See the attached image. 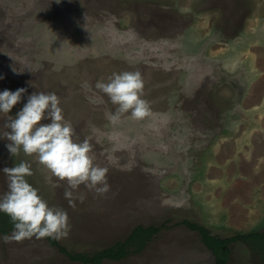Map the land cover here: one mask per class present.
<instances>
[{"label":"rangeland","instance_id":"obj_1","mask_svg":"<svg viewBox=\"0 0 264 264\" xmlns=\"http://www.w3.org/2000/svg\"><path fill=\"white\" fill-rule=\"evenodd\" d=\"M261 49L264 0H0V92L26 89L8 115L0 113V136L29 95L55 92L76 135L92 144L95 163L109 169L110 185L103 196L80 185L74 195L86 198L72 207L66 180L53 177L60 186L52 189L35 155L21 149L14 157L0 138V198L8 191L3 168L28 161L26 179L67 212L70 226L58 245L35 236L5 242L14 228L0 230V264H217L184 220L221 237L263 228L264 181L240 179L235 187L241 166L228 171L223 160L231 155L227 138L247 139L251 150L264 132ZM123 71L141 73L151 111L143 120L125 113L113 125L105 113L118 106L95 84ZM93 96L104 103H91ZM237 190L253 199L247 218L231 206ZM148 226L158 233L121 259L85 263L61 251L94 256ZM230 247L228 264H264L241 240Z\"/></svg>","mask_w":264,"mask_h":264},{"label":"clouds","instance_id":"obj_2","mask_svg":"<svg viewBox=\"0 0 264 264\" xmlns=\"http://www.w3.org/2000/svg\"><path fill=\"white\" fill-rule=\"evenodd\" d=\"M83 86L90 88L87 83ZM95 88L118 106L114 113H105L106 119L113 125L125 113L130 112L135 120H143L150 115L149 102L142 98L144 82L139 71L113 73L107 82L97 81ZM25 92V88L0 92V113L8 115ZM89 100L94 104L104 103L102 96L89 97ZM59 105L60 98L55 92L32 93L15 118L9 116L4 127L11 131H6L0 138L6 137L11 142L7 148L14 157L20 154L21 149L26 156L35 155L38 163L51 173L45 181L52 189L60 186L53 181V177L59 181L66 180L64 196L70 206L75 207L74 200L83 202L86 198L84 194L74 195L82 184L99 196L110 191L107 181L109 169L95 163L89 139H79ZM43 120L50 122L42 123ZM2 172L8 178V191L0 198V212L6 213L14 225L12 234L2 237L5 242H19L33 236L38 239H61L68 235L67 212L63 208L49 206L39 195V190L26 179L33 175L30 162L21 160L13 167L3 168Z\"/></svg>","mask_w":264,"mask_h":264},{"label":"trees","instance_id":"obj_3","mask_svg":"<svg viewBox=\"0 0 264 264\" xmlns=\"http://www.w3.org/2000/svg\"><path fill=\"white\" fill-rule=\"evenodd\" d=\"M188 227L196 229L200 232L202 236V242L206 245L214 254L217 264H228L230 259L231 247L230 243L238 239L243 240L244 242H251L254 248L258 250V254L264 258V240L260 237L261 233L259 232H250L249 234H237L230 238H222L219 235H214L211 233L210 229L205 226H200L197 222H191L188 220L183 221ZM0 230L4 234H7L12 228H14L13 223L10 220L8 215H3L0 213ZM158 233V227L148 226V227H137L134 229L132 234L124 242H118L114 247H109L101 250L99 253H96L94 256L86 255L82 252H69L65 249L61 251L66 252L69 257L78 261L88 263H98L100 260L105 258L110 259H121L132 250L129 249L130 246H134L136 250L143 249L146 246V243L149 238ZM53 245H58V241L55 238L47 237ZM259 247V249H258ZM134 249V250H135Z\"/></svg>","mask_w":264,"mask_h":264},{"label":"crops","instance_id":"obj_4","mask_svg":"<svg viewBox=\"0 0 264 264\" xmlns=\"http://www.w3.org/2000/svg\"><path fill=\"white\" fill-rule=\"evenodd\" d=\"M264 94V92H263ZM262 133L259 138L256 140V138H254V145H255V149L252 148L251 150L248 149L247 147L245 148V141H247V139H239V138H227L225 140V144H226V150H230L229 153H231L230 156H227V160H224V163L227 165V170L231 171L233 168H235L237 166V164H239L241 166L242 169V173H240L241 177L238 176V179H236L234 181V186H238L241 183L244 184L245 182L243 180L240 179H244V180H248L250 179L249 182H256L257 180H261L264 181V166L262 168V166L260 165V159L262 158V156H264V132H260ZM240 138H243L244 135H239ZM256 143V144H255ZM254 147V146H253ZM226 150L225 153H226ZM234 150V151H232ZM249 151V152H248ZM251 151V152H250ZM241 154L240 156H236L234 158V154ZM259 158V160H258ZM240 182V183H239ZM243 194L241 191L237 190L236 192L233 193L230 202H231V206L234 209L237 210H241L242 213L244 214V218L248 217V210L251 208L249 201H253V199L248 198V196H244L242 201H241V197ZM251 192L249 197H251ZM262 229V228H261Z\"/></svg>","mask_w":264,"mask_h":264},{"label":"flooded vegetation","instance_id":"obj_5","mask_svg":"<svg viewBox=\"0 0 264 264\" xmlns=\"http://www.w3.org/2000/svg\"><path fill=\"white\" fill-rule=\"evenodd\" d=\"M261 52L258 53V57H260L262 60H264V49H261L260 50ZM257 232L261 233V238L264 240V227L260 230H258ZM241 234H249V233H244V232H241ZM233 236H236V235H233ZM221 237V236H220ZM231 236H228V237H222V238H230ZM238 240H241V239H238ZM237 241V240H236ZM248 248H251L252 250H255L257 253H258V250L256 248H254L252 245H254L253 243L251 242H244L243 240H241ZM234 242V241H232ZM231 242V243H232ZM230 243V244H231ZM206 246V245H205ZM207 247V246H206ZM208 248V247H207ZM209 249V248H208ZM259 249V247H258ZM210 250V249H209ZM211 251V250H210ZM212 252V251H211ZM213 253V252H212ZM264 261V259H263Z\"/></svg>","mask_w":264,"mask_h":264}]
</instances>
